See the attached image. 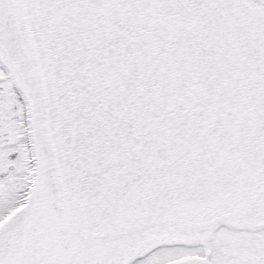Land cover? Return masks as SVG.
Returning <instances> with one entry per match:
<instances>
[{
	"label": "snow or ice",
	"instance_id": "obj_1",
	"mask_svg": "<svg viewBox=\"0 0 264 264\" xmlns=\"http://www.w3.org/2000/svg\"><path fill=\"white\" fill-rule=\"evenodd\" d=\"M0 264H264V0H0Z\"/></svg>",
	"mask_w": 264,
	"mask_h": 264
}]
</instances>
